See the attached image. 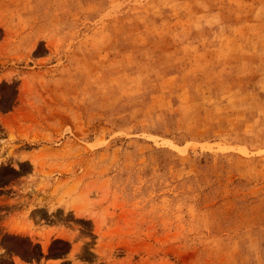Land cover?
I'll return each instance as SVG.
<instances>
[{"label": "rangeland", "instance_id": "rangeland-1", "mask_svg": "<svg viewBox=\"0 0 264 264\" xmlns=\"http://www.w3.org/2000/svg\"><path fill=\"white\" fill-rule=\"evenodd\" d=\"M51 258L264 264V0H0V264Z\"/></svg>", "mask_w": 264, "mask_h": 264}, {"label": "crops", "instance_id": "crops-1", "mask_svg": "<svg viewBox=\"0 0 264 264\" xmlns=\"http://www.w3.org/2000/svg\"><path fill=\"white\" fill-rule=\"evenodd\" d=\"M64 260H66V262L68 261L69 262V260L68 259H64V258H51V259H48L47 260V263L48 264H61V263H63L64 262ZM14 261V260H13ZM48 261H52V262H48Z\"/></svg>", "mask_w": 264, "mask_h": 264}]
</instances>
